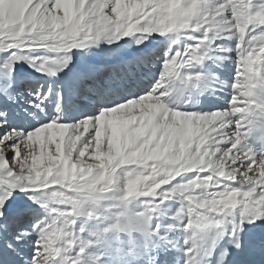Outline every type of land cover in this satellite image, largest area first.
<instances>
[{"label":"snow or ice","instance_id":"snow-or-ice-1","mask_svg":"<svg viewBox=\"0 0 264 264\" xmlns=\"http://www.w3.org/2000/svg\"><path fill=\"white\" fill-rule=\"evenodd\" d=\"M0 264H264V0H0Z\"/></svg>","mask_w":264,"mask_h":264}]
</instances>
